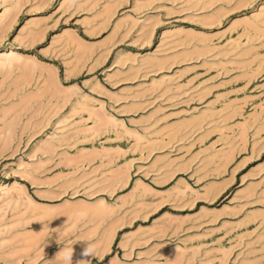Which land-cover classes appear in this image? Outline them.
<instances>
[{
    "label": "rangeland",
    "instance_id": "rangeland-1",
    "mask_svg": "<svg viewBox=\"0 0 264 264\" xmlns=\"http://www.w3.org/2000/svg\"><path fill=\"white\" fill-rule=\"evenodd\" d=\"M68 250L264 264V0H0V264Z\"/></svg>",
    "mask_w": 264,
    "mask_h": 264
},
{
    "label": "clouds",
    "instance_id": "clouds-1",
    "mask_svg": "<svg viewBox=\"0 0 264 264\" xmlns=\"http://www.w3.org/2000/svg\"><path fill=\"white\" fill-rule=\"evenodd\" d=\"M95 253V248L91 244H87V247L84 250V255L85 256H93ZM72 251L68 250L65 252L64 259L65 261L68 262V264H72L71 257H72ZM82 261H87V260H82Z\"/></svg>",
    "mask_w": 264,
    "mask_h": 264
},
{
    "label": "bare ground",
    "instance_id": "bare-ground-1",
    "mask_svg": "<svg viewBox=\"0 0 264 264\" xmlns=\"http://www.w3.org/2000/svg\"><path fill=\"white\" fill-rule=\"evenodd\" d=\"M73 254H75V253H73ZM78 254H79V253H78ZM80 255H81V254H80ZM80 255H76V254H75V256H80ZM75 256H74V257H75ZM75 258H76V257H75ZM75 258H74V259H75ZM77 258H78V257H77ZM83 258H84V256H83ZM84 259H85V258H84ZM78 260H79V259H77V261H78ZM66 262H67V261H66ZM78 262H79V261H78ZM64 263H65V262H64ZM74 263H76V262H74ZM80 263H82V262H80ZM78 264H79V263H78Z\"/></svg>",
    "mask_w": 264,
    "mask_h": 264
}]
</instances>
